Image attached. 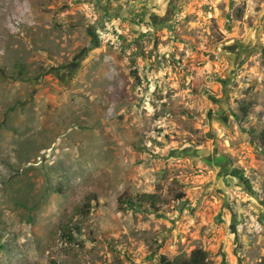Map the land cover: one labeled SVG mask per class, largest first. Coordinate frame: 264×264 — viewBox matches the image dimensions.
<instances>
[{"label":"rangeland","instance_id":"1","mask_svg":"<svg viewBox=\"0 0 264 264\" xmlns=\"http://www.w3.org/2000/svg\"><path fill=\"white\" fill-rule=\"evenodd\" d=\"M195 249L264 264V0H0V264Z\"/></svg>","mask_w":264,"mask_h":264},{"label":"trees","instance_id":"2","mask_svg":"<svg viewBox=\"0 0 264 264\" xmlns=\"http://www.w3.org/2000/svg\"><path fill=\"white\" fill-rule=\"evenodd\" d=\"M138 198H139L141 203L150 202L151 204H154V203L159 202L158 198L154 194H143V195L139 196ZM180 199H181L180 196H178L176 198V200H180ZM208 257H209L208 252H206L202 249H195L191 253L188 260L182 261V262L177 263V264H207ZM165 264H176V263L167 261Z\"/></svg>","mask_w":264,"mask_h":264}]
</instances>
